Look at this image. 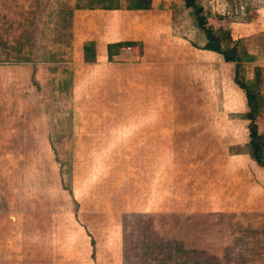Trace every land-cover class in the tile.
I'll list each match as a JSON object with an SVG mask.
<instances>
[{
    "label": "rangeland",
    "instance_id": "1",
    "mask_svg": "<svg viewBox=\"0 0 264 264\" xmlns=\"http://www.w3.org/2000/svg\"><path fill=\"white\" fill-rule=\"evenodd\" d=\"M3 36L0 264H264V169L228 117L196 116L204 98L149 89L141 68L82 64L60 35L33 66Z\"/></svg>",
    "mask_w": 264,
    "mask_h": 264
},
{
    "label": "crops",
    "instance_id": "2",
    "mask_svg": "<svg viewBox=\"0 0 264 264\" xmlns=\"http://www.w3.org/2000/svg\"><path fill=\"white\" fill-rule=\"evenodd\" d=\"M128 3L129 0H0V34L4 35L1 41L13 42L11 48L20 55L18 62L24 52H30L24 62L30 66L38 64L32 61L37 59V47L46 50L44 42L54 44L60 35L67 45L80 49L86 57L92 55L90 63L82 64L124 71L141 68V78L149 89L153 86L161 92L171 88L173 98H204L202 107L193 113L209 115L210 119L221 115V120L225 115L228 120L222 122V129L227 131V137L233 139L235 134H242L247 143L246 98L233 79L236 69L245 86L249 88L254 82L257 87L255 76H259V67H264V0L196 2L219 49L233 50L236 62H225L219 53L203 48L205 35L183 0H149L147 9H129ZM21 33L32 35L30 50L21 40L15 44V38L6 37ZM39 34H44L45 39L35 36ZM121 42L133 43L138 50H118L108 60L107 47ZM244 71H250L253 77L245 78ZM134 79L140 81V76L129 77L126 73L124 81L129 84ZM253 105L257 133L264 135L259 131L264 128V118L259 119L260 115L264 117V111H257L255 95Z\"/></svg>",
    "mask_w": 264,
    "mask_h": 264
},
{
    "label": "trees",
    "instance_id": "3",
    "mask_svg": "<svg viewBox=\"0 0 264 264\" xmlns=\"http://www.w3.org/2000/svg\"><path fill=\"white\" fill-rule=\"evenodd\" d=\"M198 0H183L185 7L191 8L198 27L202 30L206 38V44L204 45L205 50L219 53L225 62H236L234 51H221L217 44L216 39L211 34L210 30L205 26V18L202 16L201 6L196 3ZM129 9H147L149 8V0H129L127 5ZM133 43H116L107 47V59L110 60L117 51L125 46H132ZM234 83L244 92L248 111L246 112L245 118L246 124V136L248 153L251 160L258 166L264 169V135L257 133L256 126L254 124L255 109L253 105L254 95L251 93L249 88L237 77V70L235 69V75L233 79Z\"/></svg>",
    "mask_w": 264,
    "mask_h": 264
},
{
    "label": "built area",
    "instance_id": "4",
    "mask_svg": "<svg viewBox=\"0 0 264 264\" xmlns=\"http://www.w3.org/2000/svg\"><path fill=\"white\" fill-rule=\"evenodd\" d=\"M138 49L136 46L132 45V46H125L119 49V51L121 52H126V53H133L136 52Z\"/></svg>",
    "mask_w": 264,
    "mask_h": 264
}]
</instances>
